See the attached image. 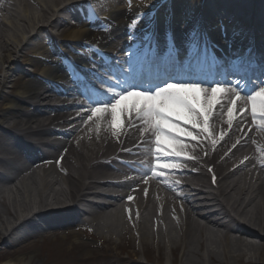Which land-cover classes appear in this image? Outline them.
Listing matches in <instances>:
<instances>
[{"label":"bare ground","instance_id":"bare-ground-1","mask_svg":"<svg viewBox=\"0 0 264 264\" xmlns=\"http://www.w3.org/2000/svg\"><path fill=\"white\" fill-rule=\"evenodd\" d=\"M171 1L164 10L155 8V0H0V244L9 256L2 264H26L35 257L15 254L48 232L38 220L46 222L42 228L84 229L109 245L136 238L145 260L135 262L133 250L132 264H264V120L253 121L245 100L233 106L247 113L239 125L235 111L230 127L227 107L213 110L208 138L184 124L201 143L181 135L183 154L191 159H170L177 168L153 178L146 175L149 168L164 161L152 154L162 149L152 142L150 129L141 137V128L129 127L122 117L113 130L108 116L89 119L90 110L69 98L73 94L61 98L71 92L67 75L82 65L100 71L105 53L116 66L125 47L132 57L155 48L167 53V44H173L195 62L207 58L204 44L212 62L222 51L252 63L256 74L264 72V0H205L211 2L207 7ZM77 4L97 11L100 20L82 22L75 14L77 26L59 15ZM140 13L146 14L142 22L130 28ZM99 22L106 29L94 28ZM43 33L56 38L66 58H50L51 47L36 44ZM24 65L31 73L20 72L16 87L12 75ZM243 83L249 89L248 80ZM201 146L209 149L204 162L197 153ZM206 162L214 164L216 187L206 180L201 166ZM131 173L136 176L127 177ZM63 231L64 239L46 242L53 261L68 256L67 239L81 247L78 234ZM243 236L259 238L260 244ZM132 240L127 244L133 249ZM98 246L90 247L102 257ZM89 259L81 252L71 264Z\"/></svg>","mask_w":264,"mask_h":264},{"label":"snow or ice","instance_id":"snow-or-ice-1","mask_svg":"<svg viewBox=\"0 0 264 264\" xmlns=\"http://www.w3.org/2000/svg\"><path fill=\"white\" fill-rule=\"evenodd\" d=\"M145 15L140 13V19L134 20L130 28L141 23ZM152 22H155V18ZM239 83L236 81L235 91L231 87L219 84L199 86L175 79L150 88H137L131 85L124 87L120 92L104 93L101 98L96 99L91 104L89 119L92 117L101 119L108 116L112 129L117 130L120 127L121 118L127 117L129 127L141 128V137L144 136L145 129H150L155 136L152 142L157 149H162V151L153 150L152 154L155 159L164 163L152 165L146 175L150 173L153 178H159L161 172L177 168V163L169 162L170 159L181 156L185 161L191 159L190 156L183 154L184 145L179 143L181 135L197 144L201 143L196 135H191L190 131L184 130V124L197 129L200 134L207 133L213 110L221 111L227 107L226 122L231 127L235 111L236 123L239 125L247 113L244 108L233 106L242 100L250 105L253 121L257 118L264 120V79L249 81L252 85L251 90L240 88ZM111 86V81L105 85V87ZM128 101L131 102L128 103ZM139 122H143V127ZM219 139L223 140V135ZM145 142L148 141H140L141 144ZM215 142L213 140V144Z\"/></svg>","mask_w":264,"mask_h":264},{"label":"rangeland","instance_id":"rangeland-1","mask_svg":"<svg viewBox=\"0 0 264 264\" xmlns=\"http://www.w3.org/2000/svg\"><path fill=\"white\" fill-rule=\"evenodd\" d=\"M191 1L194 3L197 2V0H191ZM42 37L43 39L36 42V44L38 43L39 46H44V47L49 46L47 43L48 41L46 38V33H43ZM20 72L31 73L30 67L25 66V69L23 68L22 70L16 69L14 75V77L18 79L17 82H15L16 87L22 83L21 82L22 80H20L19 78ZM8 85H12V84H8ZM5 90L10 91L9 88H5ZM5 96L6 97L4 98L6 100H10L11 95L9 93H5ZM72 231H75V233L78 234V240L80 242L81 247L75 245L73 241L74 238L67 239L63 248L65 250H69V253L68 256L62 261H53L55 259L53 254L50 251L46 250V243L44 241L42 242L41 238L34 239L32 244L21 247V251H18L17 254L15 255L21 256L25 253L26 254L34 253L35 257L29 263L26 264H71V261L74 258H77L78 254H80L81 252L84 256H91L92 259H89V264H127L129 262L130 264H132L133 261L131 260L132 258H130V256L133 250L136 252L134 254V261L136 259H145V257L142 254V249L139 240L136 238H134L133 241L132 240L133 238L127 237L125 239H121L120 242L109 245L106 242H102L98 237L96 238L93 236H88L87 234L83 233L81 229H79L78 231L73 229ZM65 236L66 233L62 232L59 236H57V238H59L58 240H62L65 238ZM131 240L133 241V249L130 247L129 244H127ZM87 244H89L90 246L92 244L94 246H96V244H99L98 247L101 250L100 254H104V256H102L103 258L99 257L98 252L94 248L87 246ZM106 248L109 250V252ZM8 258L9 256L7 253V249L4 246H2V244H0V263L2 264L6 262V259ZM159 263H161V261H159ZM23 264H25V262Z\"/></svg>","mask_w":264,"mask_h":264}]
</instances>
